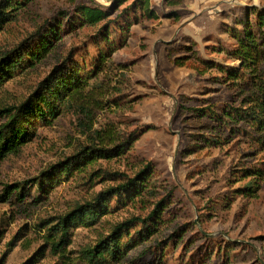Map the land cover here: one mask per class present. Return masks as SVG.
<instances>
[{"label": "rangeland", "instance_id": "1", "mask_svg": "<svg viewBox=\"0 0 264 264\" xmlns=\"http://www.w3.org/2000/svg\"><path fill=\"white\" fill-rule=\"evenodd\" d=\"M17 2L23 5L9 12L0 27V52L33 39L48 21L58 40L50 39V50L34 66L1 83L0 109L24 101L57 66L79 69L82 84L48 125L31 119L30 141L0 161V264H87L84 250L117 224L146 218L163 199L166 208L149 233L139 235V224L130 228L118 240L121 252L128 244L126 251L102 264H264V177L255 198L236 192L252 180L243 178L246 168L264 172V152L242 138L220 149L191 138L209 123L198 120L194 108L218 110L255 98L253 84L226 83L201 59L237 66L223 53L221 43H234L226 29L242 8L251 10L254 23V11L264 12V0H181L179 7L151 0L160 20L125 32V22L116 20L120 10L108 12L112 0ZM80 5L107 15L94 25L85 23L75 17ZM173 10L176 17H164ZM109 22L114 24L107 26ZM103 28L116 33L108 39L113 53L103 40ZM37 39L28 46H36ZM121 40L126 45L118 50ZM100 55L110 56L102 67ZM259 77L256 72L255 84ZM218 133L227 140V130ZM131 135H137L136 141L117 155ZM89 150L90 158L74 163L69 173H53L43 193L28 183L23 202L4 196L6 186L25 184ZM146 165L150 175L132 192L112 196L95 223L71 229L63 253L50 251L47 230L56 218L134 178Z\"/></svg>", "mask_w": 264, "mask_h": 264}, {"label": "trees", "instance_id": "2", "mask_svg": "<svg viewBox=\"0 0 264 264\" xmlns=\"http://www.w3.org/2000/svg\"><path fill=\"white\" fill-rule=\"evenodd\" d=\"M75 1L71 0L72 3H75ZM150 2L151 0H112L108 12L120 10L116 20L120 19L122 23L125 22L126 26L121 30L125 32L132 27L138 26L141 22L160 19L161 16L151 8ZM164 2L168 7H179L181 5V0H164ZM19 5L23 4L18 3L17 0H0V27L8 21L7 17L10 16L8 13L15 11ZM6 10L9 11L5 12ZM75 12V17H82L85 23L93 25L100 22L107 15L99 8L87 5L76 6ZM250 12L251 10L248 8H242L240 14H234L230 25L226 29L229 40L234 43L225 45L221 43L226 58L236 62L237 66L203 59L201 61L205 69L215 70L226 78V83L228 81L238 82L243 80L248 83V88L253 84L255 98L250 100L249 97V101L241 99L238 106L225 104L219 107L218 110H215L212 106L194 108L193 112L198 120L205 118L209 120L208 124L198 127L197 134L191 136L205 148L220 149L229 142L234 143L242 138L244 141H251L256 147H259L260 152H264V12L254 11V23L250 20ZM164 17L172 19L176 17V12L173 10L165 14ZM113 24L114 22H109L107 26ZM49 26L48 21L39 28L38 35L32 36L34 37L33 39H30V37L22 41L12 51L0 52V85L5 79L11 78L14 73L34 66L36 62L40 61L48 53L52 46L50 39H53V41L58 40L57 34L53 32L55 26ZM104 31L106 32L103 35V40H106V43L109 44L108 46H111L112 44H110L111 42L108 39L114 34L116 36V33L114 31L112 33L108 32L107 28H103ZM36 37L38 38L36 46H33V44L28 46ZM219 41V38H217L216 42L219 43ZM121 42L117 46L118 50L126 45V41L121 40ZM113 50L116 51L111 46L109 53H113ZM99 57L100 60L98 62L100 67H102L110 56L100 55ZM174 64L177 65L176 60ZM177 66L181 65L178 64ZM100 67L98 66L97 70H100ZM256 72L260 74L257 84H255L254 78ZM79 75V69L72 68L67 70L65 66H57L24 101L17 105L0 109V161L11 154H16L25 143L30 141L31 127L33 126L31 119L48 125L51 120H54L60 114L61 108L65 107L69 103L70 98L77 95L81 90L82 81H80ZM223 130H227V140L221 133H218ZM136 139L137 135H131L126 143L119 146L121 150L117 155L125 152L128 144L130 145ZM262 147L263 149L261 150ZM91 150L94 151V148H91ZM101 151L106 152V154L109 152V150ZM91 154L90 150L89 152H84L83 156H81L82 158H79V154H75L67 158L66 161L52 166L38 178L31 179L25 184L6 186L4 196L7 199L13 195V197H16L17 202H23L26 197L25 185L28 183L37 185L38 190L43 193L42 186L53 173L59 171L69 173L74 163L80 161V159L90 158ZM150 173V165H146L134 178L125 177V182L119 186L100 192L92 201L77 206L65 216L56 218L55 224L49 226L47 230L46 241L49 244L50 251L52 253H63L65 246L69 244L68 237L71 229L80 225L87 226L95 223L106 212L107 203L112 196L132 192ZM244 173V179L250 178L252 180L248 182L246 187L238 188L236 192L239 195L253 199L256 197L258 185L264 177V172L246 168ZM139 193L137 192V194ZM166 202V199L159 201L144 219L132 218L117 224L107 237L82 252L84 261L87 264H102L107 259L118 260L128 247L127 244L125 250L121 252L122 245L118 241L119 238L128 234L130 228L138 224L142 229L139 235L146 232L148 234V228L152 226V222L157 223L161 213L166 208ZM130 241L132 240L128 239L127 243Z\"/></svg>", "mask_w": 264, "mask_h": 264}, {"label": "crops", "instance_id": "3", "mask_svg": "<svg viewBox=\"0 0 264 264\" xmlns=\"http://www.w3.org/2000/svg\"><path fill=\"white\" fill-rule=\"evenodd\" d=\"M159 20H160V19H159ZM159 20H157V21H159ZM175 29H177V28L175 27ZM178 30H179V28H178ZM178 30H176V31H178ZM174 31H175V30H174ZM176 31H175V32H176Z\"/></svg>", "mask_w": 264, "mask_h": 264}]
</instances>
